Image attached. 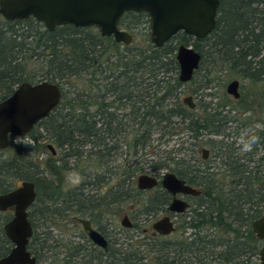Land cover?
<instances>
[{
	"label": "trees",
	"instance_id": "1",
	"mask_svg": "<svg viewBox=\"0 0 264 264\" xmlns=\"http://www.w3.org/2000/svg\"><path fill=\"white\" fill-rule=\"evenodd\" d=\"M119 24L135 34H139L137 29L144 24V30L140 32L141 42L133 47V42L124 44L122 48L123 43L115 41L112 36H102L97 27L67 24L49 30L33 16L9 21L0 14V100L11 95L24 81L35 83L48 80L62 88L59 105L37 124L44 127L48 138L63 152L60 159L45 160L49 176L32 173L34 168L43 163L39 159L40 151L36 150V155L31 154L27 144L14 142V136L8 148L0 149V193L12 190L24 180L36 183L37 198L29 209V219L36 230L28 249L39 262L40 250L45 246V241L37 231L39 220L49 221L53 227H59V198L63 190L58 181L64 171L70 168L71 160L77 162L89 155L95 157L100 166L106 163L108 146L105 140L108 130L106 126H98V119L106 125L105 113H110L109 104L115 109L129 110L125 113L133 117L136 128L132 142L127 143L136 150L146 148L154 130L177 135L184 128L196 140L202 139L207 131L213 135L223 134L232 127L236 120L233 113L238 108L249 111L258 108L261 102L264 104V92L248 95L245 84L241 83L239 99L224 94L222 101L204 107L205 112L202 114L197 113L196 109H189L183 101L182 87L186 83L179 80L180 66L176 58L180 44H191L199 50L202 60L195 77L205 69L203 81L206 80L205 87L209 89L212 88V82L224 86L232 78L262 83L264 0H221L216 27L210 35L197 38L179 32L162 47H157L151 41V20L146 11H127ZM216 71L221 75L213 76ZM98 79L103 81L98 82ZM71 85L77 86L80 91L69 97L67 87ZM95 89L97 94L93 98L92 91ZM107 96H113L111 102L107 101ZM91 113H96L95 117H98L94 120ZM37 125L28 135L34 133ZM116 134L119 135L118 132ZM251 137H258L253 153H263L259 158H255V155L247 158V163L224 151L227 155H223L222 160L226 170L234 174L226 180L227 183L226 177L222 181L218 172L209 174V167L202 170L192 163L202 144L212 147L217 156L223 148L231 149L230 145L218 147L212 139L209 143L200 141L198 144L182 141L178 148L170 151L169 162L152 163L155 170L169 167L202 190L191 209L188 227L215 231L205 235L197 233L187 243L186 247L192 253L188 264H208L210 258L218 264H237L235 259L241 254L251 253V249L255 255L259 254L263 242L255 236L251 225L264 212V129L252 131L246 140ZM35 139L38 137L35 136ZM89 144L91 147L84 149ZM43 146L37 145V148L44 150ZM259 147L261 151H258ZM251 162H254V166L250 165ZM142 168L128 166L126 171L124 181L127 184V200L132 199V204L136 203L135 195L138 193L131 173ZM44 183L48 185V193L43 197ZM38 201H41V206H37ZM153 203L155 201L149 197L143 205L146 211L153 209ZM159 206L165 208V203ZM12 217L11 209L0 211V258L13 247L4 231V224ZM243 227L248 228L247 234H244ZM218 229L228 236L223 238ZM128 239L125 246L124 242L116 247L109 245L108 253L95 252L84 264H174L169 244L157 246L153 240ZM62 245L66 247L63 264H75L73 244L64 242ZM212 246L222 249L213 251L210 250ZM146 259L147 262H144Z\"/></svg>",
	"mask_w": 264,
	"mask_h": 264
},
{
	"label": "water",
	"instance_id": "2",
	"mask_svg": "<svg viewBox=\"0 0 264 264\" xmlns=\"http://www.w3.org/2000/svg\"><path fill=\"white\" fill-rule=\"evenodd\" d=\"M221 0H0V14L9 21L22 20L31 16L44 23L49 30L57 26L71 24L77 27H97L102 36H112L115 41L130 45L134 35L120 27V20L127 11H146L151 20V41L162 47L179 32L193 37L205 38L215 29ZM180 66L179 80L190 82L199 69L202 54L191 44H180L176 51ZM241 82L232 79L226 88L228 95L239 99ZM62 88L57 83L43 80L24 81L14 92L0 100V149L9 147L12 136L23 137L48 117L59 105ZM191 108L196 107L192 95L184 97ZM48 148L55 154V147ZM203 159L209 157V149H202ZM159 183L157 177L145 173L137 178L141 190L152 189ZM162 185L173 196L169 210L182 213L189 203L178 194L200 195L201 190L186 183L176 173H164ZM36 183L24 180L8 192L0 193V211L9 209L13 217L4 224V231L13 247L0 258V264H40L28 249L34 233L29 219V209L37 198ZM90 238L104 249L108 248L105 236L93 228L89 220L82 219ZM122 225L131 228L133 223L128 215ZM175 229L170 216H164L153 224V230L163 236ZM253 229L260 239H264V215L254 221ZM260 264H264V246L260 250Z\"/></svg>",
	"mask_w": 264,
	"mask_h": 264
},
{
	"label": "rangeland",
	"instance_id": "3",
	"mask_svg": "<svg viewBox=\"0 0 264 264\" xmlns=\"http://www.w3.org/2000/svg\"><path fill=\"white\" fill-rule=\"evenodd\" d=\"M144 24H141V26L137 29L139 34H135L133 32V34L135 35V39L133 41V43L131 44V46L133 47L135 44H137L138 42H141V38L142 35L140 34V32H142L144 30ZM124 29L128 30L125 26H123ZM124 47V44H122V48ZM205 67V65H204ZM205 69H202L200 72H198L196 74L195 80H193L192 82H190L189 84H185L182 87V95L183 98L186 97L189 94H192L194 96V100L196 101V104L198 105L197 109L195 110L197 113L202 114L205 112L204 109V105H207V107L209 105H215L217 103L220 102V100L222 101V95L226 94V88L228 83L234 79H230L228 80L224 86H220L217 85L216 82H212L210 83V86L212 88H206L205 85V81H203V74ZM214 72V71H213ZM217 73V74H216ZM216 73L213 74V76L216 75H221V73H218L216 71ZM109 74V73H108ZM99 79H102V76L98 75ZM98 82H101L103 80H100ZM241 81L242 84H245V90L246 93L249 95L251 93L254 94H262V92H264V81L262 83L259 84H254V83H250L249 81H242L241 79H239ZM80 83V82H78ZM222 85V84H221ZM68 95L69 97L74 96L75 94H77L78 91H80V89H78L77 86H68ZM195 89H198V92H195ZM244 90V91H245ZM210 93V94H209ZM92 96L93 98H95L97 92L96 89L92 91ZM108 95V94H107ZM214 95L216 96V98H213ZM230 96V95H229ZM108 99L107 101H110L113 96H107ZM231 98H233L232 96H230ZM258 98V97H257ZM234 99V98H233ZM258 101H260L258 99ZM261 102V101H260ZM200 104L202 105L200 108ZM263 102H261V105L258 108H255L253 110H249L245 111L243 108H238V111H236V113H233L236 117V121L233 122L232 127L227 128L226 129V133H230L232 136H227L224 138L223 136H205V137H201L202 139H194L193 137H191V132L188 131V129H184L183 131L180 132L177 135H169L167 133H163L160 130H154L153 133L151 134V138L150 141L148 143V145L146 146L145 149L139 148V150H136L132 145L130 147V144L126 143L125 145L121 146V148L119 149V151L122 154H115V156H117L116 159V163L118 164H125L124 168L126 169L128 166H131L133 168H136V166L138 167H143L142 169H137L136 172H132L131 175L133 177V180L137 181V178L139 175L141 174H157L159 173L160 175L168 172V171H172L169 167H162L160 169H156L152 166L153 162H169L168 160V156L170 155V151H172L175 148H178V145L180 144V142L185 141V140H189L190 142H195V143H200V141L203 142H207L209 143L212 139L215 141H221L222 139H224L223 141L225 143H227V145H230L232 147H240V152L242 154L245 153V151H252L253 147L251 148V150H249L246 146H245V141H246V136L251 134V132H255L258 129L261 130L262 127L264 126L260 121L262 119H264V112H262L264 110L263 107ZM238 107V106H237ZM95 110V106L92 107V111ZM118 113H124L127 112L129 110H120L117 109ZM241 111V112H240ZM176 119V118H175ZM242 121H250V124L247 125V127H243L241 130V134L237 135L234 131L235 128L237 126H241L239 124L240 120ZM177 120V119H176ZM128 122V128L125 134V137L127 139V141L132 142L133 140V135H134V129L136 128L134 120L133 123L132 120H127ZM98 126L99 127H104V124H102V120L98 119ZM35 136L38 137V139H35ZM49 134L48 132H46L44 130V127L38 126L36 127L34 133L32 135H25L23 137H19V136H14V142H23L25 144H27V149L30 151L31 154H38V151H40L39 156H40V160L43 161L42 164H40V166L38 168H34L32 171L33 174L35 175H46L49 176L50 172L47 170L46 168V164H45V160L47 159H51V158H55V159H60L62 158L63 152L60 148H58L49 138H48ZM116 139L120 140V136L117 135ZM106 141V140H105ZM115 141V140H114ZM49 144H53L55 147V151L56 153L54 154L53 151L51 149L48 148L47 145ZM37 145H41L43 146L45 149L44 150H39L37 148ZM205 147L210 148L211 151V155H210V159L207 162H203L204 160L201 157V151H198L197 153H195L196 158H194L192 161L193 164H196L198 167H200L202 170H206V167H209L208 171L209 174L210 173H217L220 169L223 170L222 168L219 167H223V163L220 160L219 156H217L216 152L214 151V149L212 147H210L208 144H202ZM90 144L86 145L84 147V149L88 150L89 149ZM38 150V151H36ZM87 153V151H86ZM262 153H259L255 158H259L261 156ZM87 157L79 159L76 161H74V159L71 160V166L68 170L64 171V174L62 176V178H60V180L58 181L59 185H60V189H62L63 191H68L70 189H79L81 188L82 184H86L88 182H93V184H90L89 187H86L85 190L91 189V191L94 189L96 191H99L98 193H96L97 195H101V196H105V192L102 190V188L106 185V183H104V181L101 182H97L99 179L103 180L101 176L105 175V173L107 174V167L108 164L111 165V163L109 161H107L106 159V163L102 166L98 165L95 157L92 158L89 155H86ZM251 166H254V162L250 163ZM34 170H36L37 172H35ZM174 172V171H173ZM221 177V175H218ZM218 176H216V178H218ZM96 177V179H95ZM115 180H113L111 183H114ZM97 183V185H96ZM111 185V184H110ZM48 190V185L44 183V186L42 188V195L43 197L45 196V194H47ZM95 192V191H94ZM93 193V191H92ZM154 192L148 193L146 194L144 197H140L138 201H140L138 203V201L134 204L135 206L132 205V199L131 200H127L124 203L121 202H116L110 205L109 208H102L100 211H96L95 215H94V219H95V224L97 223H110L111 229L114 230V234H116L115 239H120V242H124V246L126 245V241H128V238H132V241H137V240H145L146 242H152L151 240H153V242H155V244L157 246H161L164 243L165 244H169V240L170 239H178V238H184L187 236V231L184 232V229L182 230L181 226L179 227L178 231L172 236V237H160V236H152V223L158 219L161 216V212L160 210L158 212L152 213L153 216H150L148 219H142L140 218V215H143V213H147L146 212V207H144V200L148 199L150 196L153 195ZM192 202H196V199H192ZM41 201H38L37 206L38 205H42L40 204ZM36 206V207H37ZM128 214L133 223L135 224V226L131 227V228H127L124 227L121 224V219L123 217L124 214ZM264 214V212H263ZM192 215V211L190 210L187 217H183L181 219V221H186V220H190ZM61 219V218H60ZM62 220V219H61ZM68 221H66L65 223L68 225L64 226V231L66 232L67 237L69 238V235L71 234L72 231V227L74 228V226L72 225V220L71 219H67ZM63 221V220H62ZM38 223V222H37ZM60 225L62 224L59 220ZM252 229V228H251ZM243 231H245V234H247V230L248 228L243 227L242 229ZM38 234H40L44 241H45V246L44 248L41 249L40 247V252H41V257H40V263L41 264H63V260L65 259L64 257L66 256V247L65 245L60 244V242H58L59 238H60V234H59V227L55 226L53 227L52 223L49 221H44V220H39V224H38ZM215 229H209V232H214ZM44 232H48V233H44ZM206 232V230H204V233ZM220 235L223 238H226L228 235L227 234H223V231L220 232ZM68 244V243H67ZM112 246H118L115 243H111ZM155 245V246H156ZM263 245V244H261ZM52 249H49V248ZM222 247H217L214 248L212 246V248L210 250L213 251H219L221 250ZM146 253V250L145 252ZM206 255L208 253H205ZM210 254V251H209ZM152 255V254H151ZM213 257V256H211ZM213 258H210V261L208 262V264H210L211 262H213L212 264H218L215 261H211ZM148 259H146L144 262H147ZM235 262H237V264H260V254H251V253H247V254H241L240 256H238V258L235 259ZM220 264V263H219Z\"/></svg>",
	"mask_w": 264,
	"mask_h": 264
},
{
	"label": "flooded vegetation",
	"instance_id": "4",
	"mask_svg": "<svg viewBox=\"0 0 264 264\" xmlns=\"http://www.w3.org/2000/svg\"><path fill=\"white\" fill-rule=\"evenodd\" d=\"M192 80L190 82H192ZM190 82H187L186 84H188ZM240 90H241V86H240ZM189 95H192V94H189ZM111 100L109 102H111ZM193 100H194V96H193ZM183 101H184V98H183ZM195 103H196V101H195ZM206 106L207 105H204V107H206ZM187 107L189 109H191L188 105H187ZM197 107H198V105L196 104V107L194 109H197ZM108 109H109L110 113H105L106 125H104V126H106V129L108 130V134L106 135V145L108 146L107 147L108 151H106V159H107V161H109L111 163V165L108 164L107 174L105 173V175L101 176L103 180H100V179L98 180L99 182L104 181V183H106V185L102 188V190L105 192L106 195L105 196L97 195L96 193H98L100 190L96 191L93 189L92 190L93 193H92L91 189H89V188H88V190H85L86 187H89L90 184H93V182L90 181L86 184H82L81 188H79V189H70L68 191H62L61 192L62 195L59 198V207H60L59 214L60 215L58 216L57 219H58V222L60 220V222L62 224L59 225V234H60L59 236H60V238H59L58 242L60 241L61 244H63L64 242H70L71 244H73V246H74L73 254H74L75 264H84L87 261V258L92 257L95 254V252L108 253L109 245H111L112 242L115 243L116 245H120V243H121L120 239H115V236H116V234H114L115 229L114 230L111 229L109 222L104 223V224L103 223L95 224V219H94V215H95L96 211H100L102 208L107 209L110 207L111 204L116 203V202L124 203L125 201H127V184L124 180L126 178V174H127L126 171L128 170V167L125 169L124 168L125 164L116 163L117 156L114 157V155L115 154H122L119 151V149L121 148V146H123L127 143V139L125 137L127 128L129 127L127 120L128 119L132 120L131 123H133V117L132 116L128 117L127 113H125V112L124 113H118L117 109H115V107L110 105V104H109ZM112 112H115V113H112ZM262 112H264V110ZM91 114H93L94 120H95V118L98 117V116L95 117L96 113H91ZM130 114L132 115V113H130ZM231 122H233V121H231ZM260 122L264 125V119H262ZM107 123H108V125H107ZM239 124L241 126L240 127L237 126V128H235V131H234L237 135L241 134L240 129H242L244 126L247 127V125L250 124V121L240 120ZM262 129H264V126L262 127ZM113 132H115V136L112 137ZM116 132H118L119 136H120L119 142L116 139V137H117ZM225 135H227L228 137L229 136L233 137V135H231L230 133H226V132H223V134L213 135V134L208 133V131L206 132L204 137L205 136H223L225 138L226 137ZM223 140L224 139H222L221 141H216L218 147H219V145H224V146L227 145V143H225ZM203 148L209 149V157L207 159H203V154H202ZM240 150H241L240 147H232V146H231V149L223 148V150L219 151L218 156L223 163L222 159L227 155V154L225 155L224 151H228V153H231L233 155V157H235V158L239 157L238 159H241V161L246 160V162L248 163L249 162L248 159L252 158L255 155V152L253 153V151H245V153L242 154L240 152ZM261 150H262L261 147H259L258 151H261ZM199 151H201V154H202L201 157L204 160L203 162L209 161L212 150L208 147L202 146L199 148ZM223 155H224V157H223ZM255 156H257V155H255ZM222 165H223V167H221V168L223 170L220 169L218 171L217 175H221L222 181H224V178L226 177L225 178V182H226V180H229L230 177L234 176V174L231 171L226 170L224 163ZM171 172H173V171H171ZM174 173H176V172H174ZM151 175L157 177V179L159 180V183L156 187H154L152 189L141 190L137 186V181L135 184V186L137 187L136 192L138 193L137 195H135V197L137 198L135 200L136 202L139 200L140 197H144L146 194L154 192L153 195L150 196L155 201V203H153V209L146 211L147 213L142 212L143 215H140V218L148 219L150 216H153L152 213L158 212L159 210L161 212L160 213L161 216L158 219H160L164 216H167V215L171 217V220L173 221V224L175 226L174 231L167 236H163V235L156 233L153 230L152 236L172 237L178 231L180 226H181L182 230L184 229V232L187 231L188 234L186 237L169 240V250H170L171 256L173 257V263L174 264H188L191 260L192 253L190 252L188 247H186L187 243L189 244L193 240L192 238H194L197 235V233H200L201 235L208 234V230L206 228H202L201 230H198V229L196 230V229L188 227L190 224L188 222L189 220H186L187 222L181 221V219L183 217H187L189 211L195 206V203L197 202V200H196V202L193 203L192 199H196L199 195L195 196V195H189V194H178L177 197H179V198H181V199H183L189 203V208L182 213H176V212L170 211L169 205L172 202V200L174 199V196L166 188H164V186L162 185V178H163L164 174L160 175L159 173H157V174L154 173ZM178 176L182 179H185L187 184H190L187 182L186 178H183L180 175H178ZM113 180H115V182L111 183ZM190 185H192V184H190ZM192 186H194V185H192ZM194 187L200 189L197 186H194ZM201 193H202V190H201ZM132 195H133V192H132ZM148 200H149V198L145 199L144 203ZM139 202L140 201H138V203ZM162 202L165 203V208L163 206H159V204ZM96 203H98V204L102 203L104 205H96ZM132 205L135 206L134 204H132ZM126 215H128V214L127 213L124 214L122 219ZM263 215L264 214H262L259 218H261ZM129 218L131 219L130 216H129ZM67 219H71L72 225L74 226V228L73 227L71 228L72 231H71V234L69 235V238L67 237L66 232L64 231V226L67 225L65 223L66 221H68ZM82 219L89 220L91 223V226L93 228H95L96 230H98L99 232H101L105 236V238L109 242L107 249H104L101 246L97 245L90 238L88 231L85 230V228H84V225L82 223ZM122 219H121V224H122ZM158 219H156L154 222H156ZM131 221H132V219H131ZM154 222L152 223V229H153ZM132 223H133V221H132ZM253 223L251 225V228H252L255 236L257 237V235L253 229ZM133 226H135L134 223H133ZM33 228H34V233H33V235H34L36 229L34 226H33ZM204 230H206L205 233H204ZM218 231L221 232L219 229H218ZM244 234H245V231H244ZM33 235L31 237V239L33 238ZM257 238H259V237H257ZM31 239H30V241H31ZM42 240L44 241L43 237H42ZM260 240L263 242V245L261 246V248H262L264 246V239H260ZM30 241H29V243H30ZM182 243H183V246H182ZM252 245L253 244H251V248H252ZM261 248H260V250H261ZM260 250H259V254H260ZM251 254H254V251H252V249H251ZM182 262H184V263H182Z\"/></svg>",
	"mask_w": 264,
	"mask_h": 264
},
{
	"label": "clouds",
	"instance_id": "5",
	"mask_svg": "<svg viewBox=\"0 0 264 264\" xmlns=\"http://www.w3.org/2000/svg\"><path fill=\"white\" fill-rule=\"evenodd\" d=\"M257 140H258V137H251V138H249V139H247V140L245 141V146H246L249 150H251V148L255 145V143L257 142Z\"/></svg>",
	"mask_w": 264,
	"mask_h": 264
}]
</instances>
